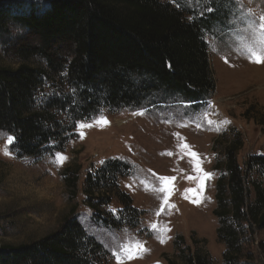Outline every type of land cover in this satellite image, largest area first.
Instances as JSON below:
<instances>
[{
    "label": "trees",
    "instance_id": "trees-1",
    "mask_svg": "<svg viewBox=\"0 0 264 264\" xmlns=\"http://www.w3.org/2000/svg\"><path fill=\"white\" fill-rule=\"evenodd\" d=\"M214 7L216 12L190 21L160 0H44L42 6L0 0V32L15 27L27 34L12 52L21 65L0 66V130L13 136L12 152L38 158L60 151L77 122L102 108L141 109L157 98L205 105L216 90L205 35L215 19L224 21L227 10ZM32 58L45 67L29 65ZM48 82L57 89L43 98ZM243 145L241 133H234L215 166L220 175L214 215L218 239L227 247L224 264H256L244 252V236L264 232V154L250 156L243 169L238 162ZM79 172L73 167L63 172L73 205L60 229L29 244L0 247V264H103L109 258L77 220ZM129 174L128 164L114 160L87 175L84 203L96 223L120 228L141 221L142 213L118 187ZM114 199L123 207L117 216L108 210ZM175 249L178 257L169 264H213L206 240H194L191 247L180 236ZM260 249L264 256V241Z\"/></svg>",
    "mask_w": 264,
    "mask_h": 264
},
{
    "label": "rangeland",
    "instance_id": "rangeland-1",
    "mask_svg": "<svg viewBox=\"0 0 264 264\" xmlns=\"http://www.w3.org/2000/svg\"><path fill=\"white\" fill-rule=\"evenodd\" d=\"M160 1L190 21L213 13L214 5L217 11L227 9L224 21L215 19L205 35L216 80L212 99L199 108L158 98L141 109L102 108L77 122L62 150L38 158H18L11 149L13 136L0 130V247L29 244L60 229L73 205L63 172L73 167L80 171L76 217L109 252L103 264H169L168 259L178 257L175 241L180 236L191 247L194 240H206L213 264H224L227 247L218 239L219 219L214 215L220 175L215 166L223 160L225 141L237 132L244 143L238 154L243 169L250 156L264 154V0ZM26 37L15 27L0 32L1 67L21 65L12 52ZM27 63L45 67L38 58ZM55 89L56 83L48 82L41 96ZM114 160L130 166L118 187L142 213L135 226L107 228L94 221L84 203L87 175ZM122 209L117 199L108 207L113 216ZM263 241L259 230L244 236V252L256 264H264Z\"/></svg>",
    "mask_w": 264,
    "mask_h": 264
}]
</instances>
